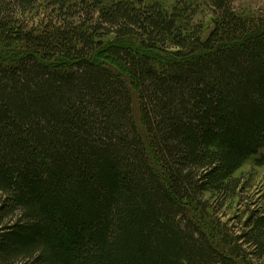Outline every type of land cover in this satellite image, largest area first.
Returning <instances> with one entry per match:
<instances>
[{"label":"trees","instance_id":"trees-1","mask_svg":"<svg viewBox=\"0 0 264 264\" xmlns=\"http://www.w3.org/2000/svg\"><path fill=\"white\" fill-rule=\"evenodd\" d=\"M205 2L0 0V264L264 258V14Z\"/></svg>","mask_w":264,"mask_h":264},{"label":"rangeland","instance_id":"rangeland-1","mask_svg":"<svg viewBox=\"0 0 264 264\" xmlns=\"http://www.w3.org/2000/svg\"><path fill=\"white\" fill-rule=\"evenodd\" d=\"M165 4L167 7H172L176 2L180 0H158ZM187 2L200 5L199 10H195L196 21H204L206 24L210 22L211 7L207 5L205 0H186ZM184 3V1H183ZM233 8L247 15H253L254 13L264 14V0H231ZM40 16H32L28 23L32 24L39 21L43 17L42 10L38 13ZM107 60L113 61L110 58ZM109 61V62H110ZM114 63H116L114 61ZM118 64V63H117ZM244 178L242 179L243 187L240 192L236 193L234 199L226 201L223 207L220 209V218L223 223H228V227L235 233L239 234L244 229V220L240 222V215L244 210L260 209L262 205V198L264 197V167H253L251 162H248L243 167L242 172ZM246 218V217H245ZM258 264H264V258L257 260L255 255L251 254Z\"/></svg>","mask_w":264,"mask_h":264}]
</instances>
